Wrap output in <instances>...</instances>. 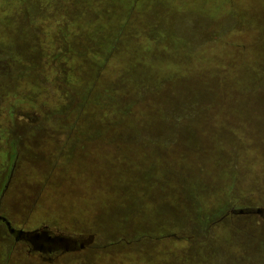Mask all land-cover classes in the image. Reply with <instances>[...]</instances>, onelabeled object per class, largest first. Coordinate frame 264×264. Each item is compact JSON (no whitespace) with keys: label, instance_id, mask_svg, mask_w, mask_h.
Listing matches in <instances>:
<instances>
[{"label":"rangeland","instance_id":"rangeland-1","mask_svg":"<svg viewBox=\"0 0 264 264\" xmlns=\"http://www.w3.org/2000/svg\"><path fill=\"white\" fill-rule=\"evenodd\" d=\"M65 1L75 7L0 0V168L14 161L12 172L19 158L11 193L22 210L8 212L5 198L0 214L30 232L54 217L44 224L76 244L42 255L0 224V264H264L263 217L216 219L247 192L233 189L227 166L242 165L250 129L264 134V0ZM57 46L53 62L47 51ZM69 90L71 115L62 109ZM159 91L171 98L166 110ZM127 108L134 116L121 114ZM114 123L140 135L104 150L107 175L78 161L98 183L91 217L60 225L33 205L23 213L31 185L42 187L30 192L35 203L53 167L84 156L90 141L107 142ZM253 198L246 208H264ZM205 219L217 221L208 234L196 226Z\"/></svg>","mask_w":264,"mask_h":264},{"label":"crops","instance_id":"crops-1","mask_svg":"<svg viewBox=\"0 0 264 264\" xmlns=\"http://www.w3.org/2000/svg\"><path fill=\"white\" fill-rule=\"evenodd\" d=\"M260 48H261V45L260 43H257V41L255 42L253 47H251L253 51H255L256 49H260ZM228 107H230V105H228L227 103L221 106L220 108L222 110H228ZM249 126H254L251 121L249 122ZM250 131L251 133H248V136L246 139V141H248V146H249L248 153L247 154L237 153L238 158L242 162V165H238V163H236L235 160H232L230 161L232 165L230 164V167L227 166L228 167L227 173L229 174L233 173L234 176L237 177V178H234L233 185L235 187L233 189L237 190V188H239V189H243L247 191V192H243V195L245 197L241 199V201L239 202L233 201L230 204L226 205L230 208L235 207L238 204L239 205L243 204V206L235 207V208L249 207L250 203H252L251 201H253L254 199L253 198L254 196L260 198L262 201L264 200V134H262L261 132L260 133L262 135L259 133H252L255 131L254 128L250 129ZM121 139L124 140L123 138ZM97 140L98 139L90 141L94 143V144L92 143L93 144L91 145L92 147L87 146V144L80 146L81 150L83 149L85 150V153H84V156L79 157L78 160H75V159L69 160V159L64 158L61 163H64V162L67 163V164H64V165H67L65 168L60 169L59 167L60 164H56L55 168L53 167L50 173V178H51L49 180L50 183L48 182L47 184H44L45 189L43 188L44 191L42 189L43 192L41 193L40 197L36 199L35 203L32 202V198L30 195V192L35 187L31 185V187L27 189L26 197L24 198L28 201L29 203L28 206L30 207L29 209L27 207L26 208L27 211L23 213L29 212V210L31 209V206L33 205L34 208L36 206L37 208L36 211L41 214L42 212H50L51 214L56 216L55 221L58 222V224H60L59 219L71 220L70 222H74L77 220H87L89 217H91L93 213L96 212V195L98 193L96 191L97 189L96 185H98V183L91 181V179L89 178V168L93 164L94 168L91 169L93 171V174L102 173L100 167H108V166L111 167L112 162H113L112 159H108L106 161V159L104 158V155H106L107 152L109 151L111 155L113 150L118 149V146L117 147L115 146L110 135H108L107 137V142H103V141L97 142ZM127 140L128 139L124 140V142ZM104 150H108V151L105 152ZM244 151H247V149H244ZM62 152L59 153V158L63 157ZM78 161L89 163L90 167L80 168L78 165ZM224 163H227V162H224ZM97 164L99 165L98 169L96 168ZM224 166L226 165H223V167ZM109 170L110 169L108 167V169L104 172V174L107 175ZM71 175H73L75 180H72L73 177ZM54 179L57 180L58 182L54 181ZM228 181H230V178H228ZM71 182H73L72 185H70ZM103 187H104L103 184L99 185L98 190L104 191ZM40 188L42 187L37 186V189L36 188L35 189L38 190ZM16 189L17 188H14L15 192H16ZM9 192L10 193H6L3 198V200H5V198L7 199L6 207L8 209V212H9V209L12 213H17L18 210L22 211L19 208L20 206L17 205V202H16L17 198H16L15 192L11 193L12 190ZM10 194H12L15 199L13 197L9 199L8 197ZM247 199H251V200H247ZM246 202H249V203H246ZM254 208H263V207L260 206V207H254ZM12 210H14L15 212H13ZM5 217L12 224V220L9 217V215L6 214ZM49 219L51 220H48V219L39 220L38 222H41V224L38 225V227L40 228L48 227L49 228V226L44 223H46L47 221L53 222L52 220L54 219V217L53 219L52 218H49ZM14 227L17 228L16 226ZM38 227L35 230L40 229ZM17 229H21L23 231L25 230L24 228H17ZM9 249L10 248L8 247V250Z\"/></svg>","mask_w":264,"mask_h":264},{"label":"trees","instance_id":"trees-1","mask_svg":"<svg viewBox=\"0 0 264 264\" xmlns=\"http://www.w3.org/2000/svg\"><path fill=\"white\" fill-rule=\"evenodd\" d=\"M73 7H75V5H72V4H67L66 3V1L64 0V5H63V8H73ZM35 9H37V11L35 10V11H33V12H35V14H38V16L40 15V14H42V13H44V12H42V10L40 11V7L39 6H37ZM57 11H58V9H57ZM57 11H55V12H57ZM47 12V11H46ZM54 12V13H55ZM50 14H53L52 12H49ZM35 17V16H34ZM61 48V46L59 47V46H57L56 47V49H54L53 51L51 50V51H47V54L49 55V59H51V61H53V62H55L57 59H60V49ZM8 61H13V60H11V58H8ZM61 68H62V70H63V68H64V65H61ZM17 70V69H16ZM64 72V71H63ZM67 82V81H66ZM168 95H169V93H167V92H164V91H159L158 93H156L155 94V97L157 98V100L159 99V104L162 106V107H164L163 109H167V107L169 106V104H168V106H165V100L166 99H171V98H169L168 97ZM76 98V96L71 92V90H69V95H66V99H67V105H65L62 109L64 110V109H66L65 110V112H69L70 113V115H71V112H72V105H73V103H74V98ZM148 95H146V94H142V96H141V98H139V99H141L140 101L142 102V103H145V102H148ZM154 97V96H153ZM154 97V98H155ZM147 108V107H149V105L148 104H145V105H142V106H140V108ZM181 107V105L179 106V108ZM174 109H176V108H174ZM190 109H192V108H190ZM136 110H133V109H131V108H127L125 111H123L121 114L123 115H125V116H128V117H132V116H134V113H136L135 112ZM164 111V110H163ZM13 113L11 112V115H12ZM140 114H141V112H140ZM144 115V114H143ZM179 117V118H176L178 121H181L180 120V117L181 116H179V115H172V117ZM64 120V119H63ZM104 122V121H103ZM63 123H65V122H63ZM68 125V124H67ZM109 126H111V127H113V130L111 131V133H109L110 134V136H111V138H112V141H113V143H115V142H117V143H119L118 141H116L117 139H119V138H123L124 140L125 139H128L129 140V138L131 139V138H135L137 135L139 136L140 134L139 133H135V129H131V127L129 128L128 127V125H123L122 124V128H121V126L120 125H118V124H111V125H109ZM115 127V128H114ZM121 128V129H120ZM116 131V132H115ZM138 132H139V130H138ZM4 134V133H3ZM3 136V135H2ZM4 137H5V135H4ZM6 138V137H5ZM14 141L15 142H17V141H20V139L19 140H15L14 139ZM18 143V142H17ZM62 149H60L59 150V152L58 153H60V152H62L61 151ZM12 158L13 157H9V159H11L12 160ZM14 162V161H13ZM13 162L11 161H9V164L8 165H5V166H2L1 168H0V200H2L3 198H4V196H5V194L6 193H9V191H11L12 189H13V182H14V175H15V172H16V170L20 167L19 165H18V162H19V158H18V162H16V166L13 168V171L11 172V168H12V164H13ZM51 173V172H50ZM10 176V177H9ZM238 176H240V175H238ZM9 179V182H8V184H7V180ZM7 184V186H6V188H5V185ZM240 208H235V207H227V212L225 211V210H223V212H221V213H219L218 214V218H216L217 219V221L218 220H220V218H221V220H223V218L224 217H226V216H228V215H230V214H228V215H226L227 213H229L231 210H239ZM264 209V208H263ZM232 215H234V216H236L237 218H243V217H245L247 214H232ZM3 216V215H2ZM3 217H5V216H3ZM6 218V217H5ZM216 219H214V221L215 222H217L216 221ZM8 220V219H7ZM220 220V221H221ZM1 222V221H0ZM202 223H200L198 220L196 221V226H202V224L204 225L203 226V228L201 227V229L206 233V234H208L210 231H211V227H212V225L215 223V222H213L212 220H210V219H205V220H202L201 221ZM213 223V224H212ZM1 225H3V229L5 228V231H8L9 232V230H8V228H7V226H6V224L5 223H3V222H1L0 223ZM201 224V225H200ZM243 229V228H242ZM201 231V230H200ZM241 235H248V233L245 231V230H242L241 232ZM175 238H179L178 236H174Z\"/></svg>","mask_w":264,"mask_h":264},{"label":"flooded vegetation","instance_id":"flooded-vegetation-1","mask_svg":"<svg viewBox=\"0 0 264 264\" xmlns=\"http://www.w3.org/2000/svg\"><path fill=\"white\" fill-rule=\"evenodd\" d=\"M240 209H248V208H240ZM2 218L3 216L0 214V221L5 223V221H3ZM11 226L15 228L12 224ZM15 230L16 232L14 234H11L9 232V235L13 237L15 242L26 243L27 245H29L31 250H37L42 255L44 254L51 255L57 253L56 252L57 250H69L75 248L76 242H74V240H70L62 235H55L52 233V231L49 230L48 227H43L41 229L31 232L24 230V233H22L18 241L16 240V237L18 231H20L21 229L15 228ZM79 246L80 248L84 247L83 243L79 244Z\"/></svg>","mask_w":264,"mask_h":264},{"label":"water","instance_id":"water-1","mask_svg":"<svg viewBox=\"0 0 264 264\" xmlns=\"http://www.w3.org/2000/svg\"><path fill=\"white\" fill-rule=\"evenodd\" d=\"M256 214V215H259L260 217H263L264 218V209L263 208H255V209H239V210H232L230 211L229 213H227L226 215L228 214ZM3 221H5V224L9 230V232L11 234H14L16 232L15 228H13L11 226V223L10 221L7 220V218L3 217L2 218ZM22 233H24L23 230H20L18 231V234H17V237H16V240L18 241L20 236L22 235Z\"/></svg>","mask_w":264,"mask_h":264}]
</instances>
